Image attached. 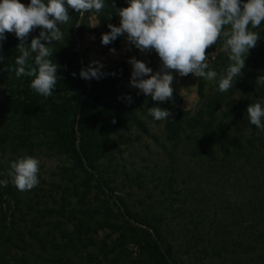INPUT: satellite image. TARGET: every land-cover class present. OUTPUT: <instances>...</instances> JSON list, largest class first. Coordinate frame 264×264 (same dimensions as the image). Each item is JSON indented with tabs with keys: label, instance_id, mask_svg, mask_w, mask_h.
I'll use <instances>...</instances> for the list:
<instances>
[{
	"label": "rangeland",
	"instance_id": "obj_1",
	"mask_svg": "<svg viewBox=\"0 0 264 264\" xmlns=\"http://www.w3.org/2000/svg\"><path fill=\"white\" fill-rule=\"evenodd\" d=\"M21 2L27 4L28 0ZM75 13L69 9L71 20L60 25L65 43L62 40L54 45L66 46L71 40L70 24ZM114 15V24L118 25L119 16L117 13ZM77 22L81 24L74 25L73 33L99 26L98 22L97 26L91 27L97 22L93 12L85 13L83 19L78 14L75 24ZM251 30L258 32L261 39L250 49L243 75L232 88L220 92L215 80L207 81L192 74H174V93L167 102H155L129 87L131 65L128 58L136 56L155 71L160 61L154 51L142 54L129 46L124 37H119L113 41L117 44L110 47L116 49L113 54L110 48L98 41L95 33H83V38L78 39L77 44L85 48L90 61L100 60L104 69L116 71L117 89L132 96L135 105L127 103L128 108H135L138 117L149 129V134H145L129 123L120 127L118 118L111 121V130L104 140L101 132H97L93 138L92 167L80 168L68 148L52 142L55 139L53 136L38 130L22 131L0 107V179L8 180L7 187H0V233L2 236L10 234L11 242L6 247L9 251L6 255L8 264H20L22 255L29 257L30 264H38L40 252L29 233H41L43 230L57 233L58 223L62 224L63 231L67 230L74 237L79 233L87 236L85 241L79 242L86 248L80 244L77 246L103 254L109 260H116L117 264H259L250 255L236 250L231 241H228L230 244L223 242L225 237L231 236L225 222L229 223L237 215L228 211H223L225 213L222 215L220 212L225 200H231L236 208L241 207L239 188L245 189L247 185L244 182L250 178L249 174L245 176V172L249 173L252 164L259 160L254 156L246 165L241 164L234 141L237 143L239 140L242 146L258 145L259 153L264 155V129L250 124L246 111L248 104L264 99V87H258L255 83L257 75L264 72V22ZM6 37L0 47V56H4L0 62V90L10 95L14 94L10 84L19 79L13 70L11 53L16 51L19 41L13 33H6ZM206 53L210 68L220 73L227 67L229 61L223 37L207 48ZM12 88L15 90L16 84ZM153 105L170 112L179 108L190 115L199 110L211 111L215 125L223 124L222 140L208 143L205 149L212 147L214 150H208L203 157H192L189 155L188 141L183 139L181 145L175 147L166 139L167 120L157 121L149 115ZM238 126L240 129H237ZM151 136H156L158 141ZM232 138H235L234 141ZM225 139H228L227 143ZM161 144L167 145L175 154L173 158L168 156ZM23 155L39 159V183L31 190L20 191L12 184L8 171L10 162ZM227 157L235 164L231 168ZM214 163L219 166L216 167ZM225 164L230 170L226 174L218 170ZM240 164L242 169L237 167ZM179 192L189 194L186 209L191 210L192 215L198 210H205L208 220L204 233L201 231L199 234L203 239L195 236V218L192 221L186 216L187 213H177ZM200 196L208 198V201L196 202ZM90 208H97L98 215H91ZM44 209H50V214ZM142 219L151 224L160 221L158 225L166 235L165 245L170 254H164V258L157 257V263H154L155 256L149 258L139 240L144 230L153 233L151 228L141 224ZM45 222L51 224L45 225ZM245 224L242 220L235 229L243 233ZM21 236L23 243L19 241ZM217 250L221 256L217 255Z\"/></svg>",
	"mask_w": 264,
	"mask_h": 264
},
{
	"label": "clouds",
	"instance_id": "obj_2",
	"mask_svg": "<svg viewBox=\"0 0 264 264\" xmlns=\"http://www.w3.org/2000/svg\"><path fill=\"white\" fill-rule=\"evenodd\" d=\"M125 3L126 6L116 8L112 0L111 7L116 9L119 23L107 24L109 31L101 34L100 42L107 46L124 37L140 53L154 51L158 55L160 63L155 71L136 56L128 58L129 87L155 102L172 99L175 75L192 74L207 81L215 80L220 92L228 91L243 75L250 49L261 39L251 29L264 22V0H125ZM106 6H109L108 0H28L27 4L21 0H0V47L7 38L6 33H13L19 41L13 69L16 76L32 77V89L44 97L52 95L58 77L61 78L57 72L59 65L52 59L57 50L53 45L62 40L65 43L60 25L71 20L69 9L83 19L85 13H100ZM98 21L91 27L97 26ZM37 28L38 35H32L28 41ZM221 37L229 63L218 73L210 68L206 49ZM109 51L115 54L116 49ZM3 58L0 56V62ZM71 74L77 76L76 72ZM107 75L100 60H91L79 70V77L85 80H98ZM255 83L264 87V72L257 75ZM119 98L132 102L129 94ZM246 111L249 123L264 129V99L248 104ZM149 115L154 120L165 121L171 113L153 105ZM39 165V159L30 155L11 161L8 176L12 184L20 191L33 189L39 183ZM7 186L8 180L0 179V187Z\"/></svg>",
	"mask_w": 264,
	"mask_h": 264
},
{
	"label": "trees",
	"instance_id": "obj_3",
	"mask_svg": "<svg viewBox=\"0 0 264 264\" xmlns=\"http://www.w3.org/2000/svg\"><path fill=\"white\" fill-rule=\"evenodd\" d=\"M108 5L100 13L93 12L99 20L97 28L87 27L85 31L80 30L73 33L76 18H78V14L75 13V18L70 24L71 40H68L66 46L56 44L53 46V49L57 50L52 59L53 61L56 60L59 65L57 72L61 78L58 77L52 95L44 97L38 94L31 88L32 77L28 76L19 77L16 82L10 84L12 87L16 84L15 90L11 87V92L13 91L14 94L9 95L5 90H0V107L5 109L8 116L15 121L16 127H20L26 133L38 130L42 134L53 136L55 139L52 142L55 145L61 143L68 148L74 154L80 168L92 167L93 138L97 136V132H101L104 140L111 130L109 123L115 121L116 118H118L120 127H124L126 123H129L130 126H135L145 134H149V129L138 117L136 109L128 108L127 102L119 98L126 93H122L121 89H117L116 76L111 75V73L116 74L114 69H104L109 75L98 80H85L79 77V70L86 66L90 60L86 55L85 48H80L77 40L83 38V33H95L100 42L101 34L109 31L107 24L116 23L114 15L116 9L111 7L112 0H108ZM123 6H126L125 0H115L116 8ZM38 31V28L34 29L28 37V41H30L32 35H38ZM116 44L117 42H112L110 45L104 46L110 48ZM11 53L13 54L12 64L15 68V56L19 53L17 51ZM72 72H76L77 76L73 77ZM119 77H122V75ZM128 104L135 105L133 100ZM170 113L171 116L165 123L166 139L172 142L175 147L180 146L183 139L188 141L190 144L189 155L192 157H203L208 150H214L212 147L205 149L208 143H219L222 140L223 124L220 122L215 125L211 111L203 112V110H199L196 114L190 115L186 111L177 108ZM234 123H237L236 120H234ZM237 129H240V127L238 126ZM151 137L158 141L156 136ZM234 139L232 138V141ZM227 141L228 139H225L224 142L227 143ZM223 143L222 145H224ZM234 144L237 145L236 150L240 154L241 164L246 165L249 160L254 159V156L258 157L259 160L252 164L253 167L249 173L245 172V176L249 174L250 178L246 177L247 181L245 179L246 182L244 183L247 185L245 189L239 188L242 194L241 207L236 208V204L231 203V200H225L223 207L219 208L222 215L225 213L223 211L237 215V218L232 219L229 223L228 221L225 222V225L229 226L231 236L225 237L223 242L228 244V241H231V245L236 250L250 255L259 264H264V155L259 153L258 145L256 147L250 144L242 146L239 140L237 143L234 141ZM161 145L168 156L173 158L175 154L169 150L167 145ZM233 148L235 147L233 146ZM227 160L230 168L235 165L234 162L230 161V158L227 157ZM241 164L237 166L238 169L243 168ZM214 165L219 166L217 163H214ZM226 165L221 166L218 169L219 172L225 174L229 172L230 170L228 171ZM182 192L178 194L179 208L176 211L179 215L187 213L186 216L191 220L195 218L193 224L197 231L195 236L198 239H203V236L199 234L204 233L208 216L205 214V210H198L193 216L191 210L186 209L189 194H182ZM202 196L196 202L201 203L206 199ZM206 201H208V198ZM44 211L47 214L51 212L50 209H44ZM89 212L91 215H98L97 208H90ZM63 217L61 216V218ZM66 220L68 221V218ZM242 220L246 224L243 233H239L236 227L240 225ZM50 224V222H45V225ZM141 224L153 230V233L144 230L139 239L143 243V248L148 253L149 258L155 256L154 263H157V257L164 258V254L169 256V250L165 245L166 235L158 225L160 221L151 224L146 219H142ZM56 226H59L57 233L55 231L49 233L45 230L41 233H29L30 239L33 240V244L38 247L40 252L38 264H117L116 260H109L103 254L99 255L98 252L83 249L86 248V245L79 242L85 241L87 236H81L79 233L74 237L67 230L63 231L61 223ZM52 227H54L53 224ZM233 239L235 241H232ZM19 241L23 243L22 236ZM9 242H11L10 234L6 233L2 236L0 233V264H8L6 255L9 254V251L6 250V247ZM77 244L82 245L83 248H80ZM163 247L164 251H162ZM221 248L225 247L222 246ZM216 253L221 256L219 250ZM28 261L29 257L22 255L20 264H30Z\"/></svg>",
	"mask_w": 264,
	"mask_h": 264
}]
</instances>
